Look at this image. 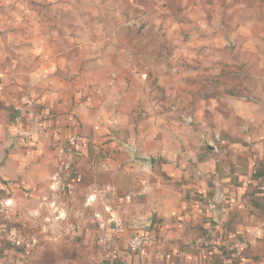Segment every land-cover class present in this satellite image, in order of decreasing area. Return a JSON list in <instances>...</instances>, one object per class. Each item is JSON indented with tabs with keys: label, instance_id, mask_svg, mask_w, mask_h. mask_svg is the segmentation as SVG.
<instances>
[{
	"label": "crops",
	"instance_id": "obj_1",
	"mask_svg": "<svg viewBox=\"0 0 264 264\" xmlns=\"http://www.w3.org/2000/svg\"><path fill=\"white\" fill-rule=\"evenodd\" d=\"M0 17L19 29L0 34V264H264V0H0ZM250 60L252 94L206 92Z\"/></svg>",
	"mask_w": 264,
	"mask_h": 264
},
{
	"label": "rangeland",
	"instance_id": "obj_2",
	"mask_svg": "<svg viewBox=\"0 0 264 264\" xmlns=\"http://www.w3.org/2000/svg\"><path fill=\"white\" fill-rule=\"evenodd\" d=\"M10 7H13L14 8V6H10ZM7 13L9 14V18H15L16 17L15 11H11V12L9 11ZM87 19H88V16H87ZM16 20H17V17H16ZM5 28H6V25H4V29H2V30L0 29V34H2V35L3 34H7L9 31H13V30H15V31L18 30L19 31V29H17V28L15 29L14 27L13 28L12 27H7V29H5ZM86 29L89 32L91 30V27L90 26H87ZM21 30H22V28H21ZM21 33H22V31H21ZM244 61H246V60H244ZM249 63L251 65L249 67H247V68L246 67H243V66H239L237 64H235V65L232 64V65H229L227 67L225 66V69L224 70L227 71V74H225L223 76H220V79H215L216 78L215 77L216 75L215 76L214 75H211L209 77V79L211 78V80H209V79L206 80L207 83H206V85H204V86L208 87V90L206 92L207 93H211V94H213L215 96L216 95H221L223 93V91L221 89L222 88V85H225V86H229V90H233V88H235L234 89L235 91H238L239 90L241 93H243V95H247L248 96L249 94H252V91H250L248 89H246V90L240 89V88H242L244 86H250L251 85V82L248 80V78L253 75V77H251L253 79L254 78V74L257 75V73L255 71H257V70L259 71V69H257V68L254 67V64H257L255 61L250 60ZM218 65H221V64H217V65H214L213 64V65H210L211 68L214 71V74L219 70ZM240 71H242V73ZM238 72H240L239 75H238ZM255 78L258 81L264 82V76L263 75L257 76ZM200 82L201 81L199 80V83ZM202 82L204 83V81H202ZM204 93H205V91H204ZM2 222L3 221L0 220V223H1L0 226L1 227L3 226ZM4 223H6V222H4ZM21 229H23L25 231H30L31 230V229H27L25 227L24 228H21ZM104 239L106 240L105 235H104Z\"/></svg>",
	"mask_w": 264,
	"mask_h": 264
},
{
	"label": "built area",
	"instance_id": "obj_3",
	"mask_svg": "<svg viewBox=\"0 0 264 264\" xmlns=\"http://www.w3.org/2000/svg\"><path fill=\"white\" fill-rule=\"evenodd\" d=\"M221 204L218 198H214L208 202V210L210 212H214L217 208V205ZM0 220L3 222L9 223L11 220L10 211L5 209L4 204L0 202ZM6 227V226H5ZM121 235V231L116 229L113 232H106L105 238L107 241H111L114 239H119ZM10 239L16 243H28L32 240L29 236H25L21 232L12 231L9 235ZM153 244V237L149 233L137 234L136 236L129 239V245L137 250L138 252H146L148 248ZM233 249L235 250L236 254L239 255L242 252V242L236 241Z\"/></svg>",
	"mask_w": 264,
	"mask_h": 264
},
{
	"label": "trees",
	"instance_id": "obj_4",
	"mask_svg": "<svg viewBox=\"0 0 264 264\" xmlns=\"http://www.w3.org/2000/svg\"><path fill=\"white\" fill-rule=\"evenodd\" d=\"M227 73V71L226 70H224V74H226ZM189 85H193V86H196V84L199 86L200 85V83H199V81L198 80H189L188 82H187ZM235 88H233V90H229L228 92L229 93H231V94H233V95H241V92L238 90V91H235L234 90ZM2 224H3V227H5V226H8L9 224H10V222L9 223H7V225H6V223H4V222H2ZM0 225H1V223H0ZM11 226V225H10ZM20 231H21V233L22 234H24L25 236H29L30 238H33V235L32 234H29V233H31L30 231H25V230H23V229H19Z\"/></svg>",
	"mask_w": 264,
	"mask_h": 264
},
{
	"label": "water",
	"instance_id": "obj_5",
	"mask_svg": "<svg viewBox=\"0 0 264 264\" xmlns=\"http://www.w3.org/2000/svg\"><path fill=\"white\" fill-rule=\"evenodd\" d=\"M131 153H132V155H133V157L135 158L136 161H139V162H144V161H146V159H144V158H139V157L137 156V152H136L135 150H132ZM218 209H219V205H217V208H216V210L214 211V214L218 213V212H217Z\"/></svg>",
	"mask_w": 264,
	"mask_h": 264
}]
</instances>
